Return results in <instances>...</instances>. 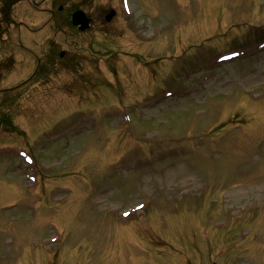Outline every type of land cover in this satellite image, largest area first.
<instances>
[{"label":"rangeland","instance_id":"374dc122","mask_svg":"<svg viewBox=\"0 0 264 264\" xmlns=\"http://www.w3.org/2000/svg\"><path fill=\"white\" fill-rule=\"evenodd\" d=\"M38 1L65 12L79 4ZM105 2L118 9L128 2L132 13L123 10L106 37L73 33L86 38L75 46L113 66L131 54L133 64L113 76L81 70L78 87L58 83L75 75L66 68L50 85L23 86L42 40L56 50L53 63L62 64L58 51L74 48L68 32L62 38L65 25L49 37L54 20L43 25L41 8L25 0L12 8L13 25L0 24V57L17 40L29 52L13 56L15 70L23 64L17 77L11 71L0 80V89L19 82L9 88L17 97L8 109L25 134L0 131V264H264V194L255 190L264 183V53L262 63L252 56L200 66L264 38V0H93L85 9L95 25ZM91 61L85 69L107 71ZM169 85L190 94L144 104ZM83 119L90 123L78 133ZM14 147L35 156L27 167L28 152ZM178 168L187 177L165 176ZM191 179L199 188L178 193ZM140 195L146 209H135L146 204ZM235 197L245 211L231 207ZM125 209L133 212L121 216Z\"/></svg>","mask_w":264,"mask_h":264},{"label":"water","instance_id":"95a60500","mask_svg":"<svg viewBox=\"0 0 264 264\" xmlns=\"http://www.w3.org/2000/svg\"><path fill=\"white\" fill-rule=\"evenodd\" d=\"M83 20V14L80 11H77L73 14V22L78 23ZM85 25H82L81 28H84Z\"/></svg>","mask_w":264,"mask_h":264},{"label":"bare ground","instance_id":"6f19581e","mask_svg":"<svg viewBox=\"0 0 264 264\" xmlns=\"http://www.w3.org/2000/svg\"><path fill=\"white\" fill-rule=\"evenodd\" d=\"M169 175V174H168ZM170 175H172V174H170ZM181 175V174H180Z\"/></svg>","mask_w":264,"mask_h":264}]
</instances>
